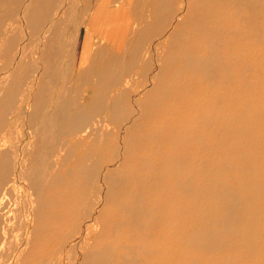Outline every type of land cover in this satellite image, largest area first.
Segmentation results:
<instances>
[{"label": "bare ground", "instance_id": "obj_1", "mask_svg": "<svg viewBox=\"0 0 264 264\" xmlns=\"http://www.w3.org/2000/svg\"><path fill=\"white\" fill-rule=\"evenodd\" d=\"M116 1L0 0V264H264V0L167 7L165 70L119 146L120 50L155 28L129 40L143 0Z\"/></svg>", "mask_w": 264, "mask_h": 264}, {"label": "rangeland", "instance_id": "obj_2", "mask_svg": "<svg viewBox=\"0 0 264 264\" xmlns=\"http://www.w3.org/2000/svg\"><path fill=\"white\" fill-rule=\"evenodd\" d=\"M122 1H124V0L116 1L115 4L113 3V7L114 8L118 7V5L120 3H122ZM137 1L139 2V0H137ZM152 1L153 0H143V3L138 4L136 7H132L135 5H131L128 7H126L127 5H125V7H124L125 8V15L131 20V23H130V26L128 29L129 30V37H128L129 40L132 39V37H134V36L136 38H138L140 35L139 33H141V32H144V34H142V36L147 34V31L150 29L149 27L151 25L154 26L155 31L153 33H151L150 35H148L143 43H140V45L138 43V46L135 49H134L135 44L131 43L127 48L120 50L121 51L120 52V60H122V61L120 62L121 65H120L119 70H120V78H122L123 81L121 83V86L119 85V88H118V91L116 94L117 97L115 99H113V101L111 102L110 109L108 111H105V113L103 114V117L105 119L102 118V120H101L102 126H103L104 122L106 123V127L104 129L105 133L110 132L109 136H110V140L112 142V145L119 146V144L121 142L120 138L123 139L124 135H129V133H130V135H129L130 137L133 134H135L136 126L138 129V125H140V123L143 121L144 111H145L144 108H145L146 102L148 100V98H147L148 94L154 88L156 83H158V81L160 80V76L163 74V72L165 70V67L167 64L166 58L168 56V51H169L168 49L170 47L168 34L174 28L173 27L172 29L167 30L166 26L162 25L163 24L162 17L164 15L167 7H169V8L171 7V9H172L171 21L174 20V18H175L174 23L176 22V20L178 18L182 19V17L187 14L188 8H189L188 0H186V1L185 0H170L169 2H166L164 5L163 4L161 5V8L163 10L162 14L154 15L153 14L154 8L156 9L158 6L155 7L154 5H152ZM147 9H149V11ZM155 13H156V11H155ZM139 14H141L143 17L140 22L138 19H136L139 16ZM133 16L135 18H133ZM133 21H135V22H133ZM142 22H143V24H142ZM160 22L162 23L161 24L162 26H159ZM134 23H135V25H134ZM158 26L160 29H156V27L158 28ZM132 29H134V30H132ZM14 33L17 34V32H14ZM33 39H34V41H32L31 47L33 49H35V43L37 41V36L33 37ZM159 44H160V46H159ZM123 59H124V61H123ZM140 61H143V62H140ZM159 61H160V63H159ZM151 63L153 65V68H152V66H149ZM123 73H124V75H123ZM117 100H119L118 103H117ZM129 100H131V101H129ZM136 111H137V113H136ZM133 114L134 115L138 114V115H135V117L134 116L132 117ZM124 122H126V123L128 122L127 125ZM122 123H124L123 125H125L126 129L122 125ZM122 127H124V128H122ZM116 134L118 135L117 136L118 139L116 138L117 140L114 138ZM120 159H122V156ZM120 161H117V162H120ZM106 190L107 189H105L103 191V194L99 193V195L103 196L99 199V201L97 199V195L94 196L93 199H92V197H90V199H89L90 201L88 200L89 202H91L89 204V206L93 205L95 207V210L94 209L92 210L93 213L96 212L95 215H97L101 211V205L102 204L104 206L107 204V202H106L107 191ZM12 194H14V192H12ZM20 194H22V193L20 192ZM13 196L19 201L22 200V198H23V196L19 197L18 194H17V196L16 195H13ZM102 198H104V199L106 198V199L104 200ZM19 208H21L20 205L18 206V210H19ZM19 212H20V210H19ZM15 220L16 221L18 220L17 216H16ZM18 236H19V234H18ZM79 253H78V257H77L75 264L81 263L82 258H80V257H82V255H81V252H79ZM67 260H69V258L63 259L62 264H67L68 263ZM47 264H49V263H47Z\"/></svg>", "mask_w": 264, "mask_h": 264}]
</instances>
